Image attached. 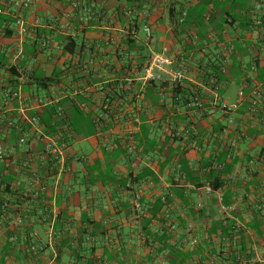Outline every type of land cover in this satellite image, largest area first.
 Instances as JSON below:
<instances>
[{
  "label": "crops",
  "instance_id": "obj_1",
  "mask_svg": "<svg viewBox=\"0 0 264 264\" xmlns=\"http://www.w3.org/2000/svg\"><path fill=\"white\" fill-rule=\"evenodd\" d=\"M0 17L12 20L7 24L14 32L5 36L0 19V62L8 66L0 70V143L15 159L8 166L0 161L15 211L0 223V264H201L205 252L188 245L187 235L201 240L226 218L241 224L254 264H264V0H32L22 11L13 0H0ZM18 18L22 36L15 33ZM128 36L149 55L168 47L174 68L188 71L180 100H173L172 84L147 97L134 154L124 143L105 149L124 139L126 124L104 138L93 115L69 120L67 99L59 116H70L67 171L44 153L42 132L36 139L25 133L20 146L21 135L2 127L24 110L34 114L35 101L53 91L39 92L29 79L12 85L11 67L37 60L35 75L50 78L79 57L63 51L68 39L83 48L82 56L111 58ZM43 41L46 49L35 51ZM217 59L224 70L214 91L207 75H216ZM14 91L20 99L13 101ZM240 91V109L223 113L217 97L236 103ZM256 223L258 230L250 227Z\"/></svg>",
  "mask_w": 264,
  "mask_h": 264
},
{
  "label": "built area",
  "instance_id": "obj_2",
  "mask_svg": "<svg viewBox=\"0 0 264 264\" xmlns=\"http://www.w3.org/2000/svg\"><path fill=\"white\" fill-rule=\"evenodd\" d=\"M13 5L20 11L28 10L32 5V0H13ZM185 19L178 20V24H184ZM17 36L24 33V20L17 19ZM40 21H37V25ZM146 42L149 43L153 38V30L150 26L144 27ZM115 43L113 39H108V44ZM233 45L228 43L227 49L232 50ZM17 54L23 60L25 59L24 48L21 44L17 46ZM35 62V63H34ZM37 60L25 68H20V80L24 81L28 76L33 74ZM221 70H224L221 67ZM188 77V71L176 69L170 56L168 47H164L161 52L154 53L150 59L142 66L134 65L132 69L121 71L118 65H115L114 59L97 57L91 55L88 58H77L74 69L64 73L63 80L59 85L53 87V91L44 97L38 98L35 103L38 110H43L48 106H55L59 115L63 114L62 101L69 100L77 104L85 113L93 115V120L99 134L104 138H111L115 135L116 126L126 124L128 126L127 134L124 139L113 144H107L105 149L111 150L122 145L128 154H134L135 146V129L141 123V114L147 107V95L149 89L154 84L169 83L172 85L182 86ZM210 86L214 91L221 87L219 75L210 77ZM66 84V85H65ZM244 92H239V100L236 103H229L222 97H217L219 109L225 114L237 112L244 100ZM12 100L20 99V92L14 91L11 95ZM197 105L199 102L195 99ZM129 116V117H127ZM130 121L127 122L126 119ZM18 121H27L33 128H39L37 118H29L25 110ZM18 121L10 120V128L20 129ZM40 134V132H39ZM41 141L44 142V152L53 159L57 166L63 171H67V155L69 144L64 141V135L61 133L45 136L41 133ZM26 137L19 139V144H24ZM6 157V148L0 145V158ZM143 187L139 186L136 192V208L141 210V197ZM208 193L213 190L209 188ZM36 195L35 197H37ZM224 210H226L224 208ZM18 223H21L19 219ZM15 240V238H14Z\"/></svg>",
  "mask_w": 264,
  "mask_h": 264
},
{
  "label": "trees",
  "instance_id": "obj_3",
  "mask_svg": "<svg viewBox=\"0 0 264 264\" xmlns=\"http://www.w3.org/2000/svg\"><path fill=\"white\" fill-rule=\"evenodd\" d=\"M2 13V12H1ZM1 20L5 23V25H2V32L5 33V36H9L13 31L9 29V26L7 24L8 21H12L8 18L0 17ZM178 24V22H177ZM178 24V27H182V25ZM47 42L43 41L42 43H35L34 48L35 51L36 49L39 48V50L44 48L46 49ZM117 49H115V52L111 54L110 60L114 59L115 65H118L119 69L123 72L126 70H130L133 68L134 65L137 66H142L144 65L150 57L153 55H149L144 52V48L140 46L139 43H137L136 40H134L132 37L128 36L126 42H123L120 44V47L117 45ZM42 50V51H43ZM35 51L31 52L34 53ZM64 52L70 53L72 56L75 55V53H79L78 58H88V56H82L81 53L83 52V48L80 47L77 42L70 38L68 41L65 43L64 47ZM141 52L143 54H141ZM26 53H30L29 50ZM95 55V54H92ZM97 57H103L106 58L105 55L96 53ZM108 58V57H107ZM30 64L27 65H21L19 67L13 66L9 69L10 77L11 80H13L11 83L12 85L15 84L17 85L20 80V73L19 69L20 68H25ZM212 69L215 72L216 75L220 76V70L223 65L222 61L217 59L215 61H212ZM75 65L68 66L64 64V67L62 71H57V73L50 78H42V77H37L35 74L36 69L35 67L33 68V74L28 76L26 79H29V81L34 80L37 88L40 91H50V89L56 85H59L60 82L63 80V75L65 72L74 69ZM8 66H6L5 63L0 62V70H5L7 69ZM208 77H212V74L207 75ZM25 79V80H26ZM24 80V81H25ZM165 84L169 83H163V84H154L148 91L147 97L149 98V94L151 92L157 91V89H161L164 87ZM66 85V84H65ZM173 89L175 91V94L173 95V100H180L179 95L177 93L181 92V87L180 85H173ZM192 96V95H191ZM14 101V100H13ZM70 102V101H69ZM72 104V113L66 116L65 118L60 119V115L57 112V108L55 106H48L44 108L43 110H38L34 114L28 116L29 118H37L39 120V128L35 129L32 127V125L27 122V121H18L19 119L15 120L18 121V125L20 126V129L16 128H10L8 126V123L11 119H5L4 124L2 127L6 131H12L14 134H20L21 137H26L25 133L32 134L31 137L38 138L39 132H42L43 135L49 136V135H54V134H59L61 133L64 135V141H66L68 144L70 142V134L69 131L66 129L68 128V119L71 121L73 120V113H78L80 115H85L86 113L74 102H71ZM65 105L66 103H62L63 107V114H65ZM129 117V116H127ZM130 118V117H129ZM127 118L126 121L129 122L130 119ZM59 119V120H58ZM74 124V123H73ZM69 129V128H68ZM20 139V138H19ZM27 141V138H26ZM26 141L24 144H26ZM19 144V140H18ZM21 144V145H24ZM3 145L6 150L9 148L6 144H1ZM20 145V146H21ZM45 153V152H44ZM50 158L49 156H47ZM51 159V158H50ZM52 160V163L54 166L58 167L56 162ZM0 161L8 166L12 163L15 162V159L13 157H9L6 151V157L0 158ZM59 169V168H57ZM4 176V175H3ZM3 176H0L2 180H0V223L1 222H7V217L11 214H14L13 211H11L10 208V203L9 201L6 200V197L8 194L11 193V187L10 183L7 182L6 179H3ZM22 200V198H20ZM164 201H167V198L164 199ZM250 227H254L256 230H258V223L252 224ZM241 224L238 223L235 219L233 218H226L222 219L220 223L214 225V232L211 234H208L204 236L203 239L198 240L197 238H194V236L189 233L187 236L189 237L186 241L188 245H192L193 247H197L199 250L203 249V252H205L204 255H201V264L207 262L210 263L211 261H218V264H254L253 261V249L247 247V239L248 236L246 234H243V231L241 230ZM220 232V233H217ZM12 234H9L8 237H10ZM16 236V234H14ZM13 237V235L11 236ZM215 247V248H214ZM211 248H214L213 253L210 252L212 250Z\"/></svg>",
  "mask_w": 264,
  "mask_h": 264
},
{
  "label": "rangeland",
  "instance_id": "obj_4",
  "mask_svg": "<svg viewBox=\"0 0 264 264\" xmlns=\"http://www.w3.org/2000/svg\"><path fill=\"white\" fill-rule=\"evenodd\" d=\"M234 90L236 89L235 87L233 88ZM73 116L77 119H79V117H81L82 115L78 114V113H73Z\"/></svg>",
  "mask_w": 264,
  "mask_h": 264
}]
</instances>
